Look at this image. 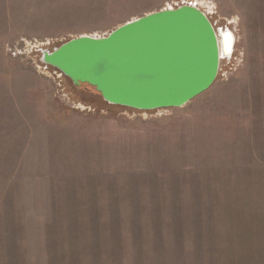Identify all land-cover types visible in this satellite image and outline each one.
<instances>
[{"label": "rangeland", "instance_id": "1", "mask_svg": "<svg viewBox=\"0 0 264 264\" xmlns=\"http://www.w3.org/2000/svg\"><path fill=\"white\" fill-rule=\"evenodd\" d=\"M173 0H0V264H264V0L211 2L214 84L138 111L75 89L22 40L106 36Z\"/></svg>", "mask_w": 264, "mask_h": 264}, {"label": "water", "instance_id": "2", "mask_svg": "<svg viewBox=\"0 0 264 264\" xmlns=\"http://www.w3.org/2000/svg\"><path fill=\"white\" fill-rule=\"evenodd\" d=\"M234 42L229 29H215L198 8L182 5L127 21L104 37L72 38L44 51L41 61L110 105L153 111L182 108L205 93Z\"/></svg>", "mask_w": 264, "mask_h": 264}, {"label": "built area", "instance_id": "3", "mask_svg": "<svg viewBox=\"0 0 264 264\" xmlns=\"http://www.w3.org/2000/svg\"><path fill=\"white\" fill-rule=\"evenodd\" d=\"M182 5L194 6L198 8L200 11H202L207 17L208 15H210L211 10L213 9L211 2H205V1H200V0H173L165 7V9H175ZM92 37L100 38L104 36L93 35ZM52 44L53 43H51V41H48V40L42 41V42L22 40L20 47L10 46L8 47V50L13 51V53L14 52L21 53L22 51H25L27 49L34 51L37 54L36 55L37 71L41 75H43L44 77H47L48 79L52 81L54 85L55 94L59 98V100L70 108L85 110L86 109L85 106L73 101L70 98V95L68 91L66 90V86H65L66 78L64 77V75L57 69L43 64L41 61L42 53L44 51L51 52L52 50L55 49V47ZM231 56L232 54L230 55L229 58H225V59L229 60ZM221 60H224V59H221Z\"/></svg>", "mask_w": 264, "mask_h": 264}, {"label": "trees", "instance_id": "4", "mask_svg": "<svg viewBox=\"0 0 264 264\" xmlns=\"http://www.w3.org/2000/svg\"><path fill=\"white\" fill-rule=\"evenodd\" d=\"M67 80V79H66ZM84 86H86V87H89L88 85H84ZM89 88H91V87H89ZM93 89V88H92ZM94 90V89H93Z\"/></svg>", "mask_w": 264, "mask_h": 264}, {"label": "bare ground", "instance_id": "5", "mask_svg": "<svg viewBox=\"0 0 264 264\" xmlns=\"http://www.w3.org/2000/svg\"><path fill=\"white\" fill-rule=\"evenodd\" d=\"M219 39V38H218Z\"/></svg>", "mask_w": 264, "mask_h": 264}]
</instances>
